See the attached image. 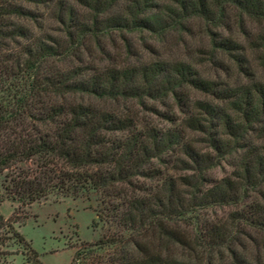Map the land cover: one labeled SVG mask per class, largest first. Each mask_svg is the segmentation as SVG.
Masks as SVG:
<instances>
[{"label":"rangeland","instance_id":"374dc122","mask_svg":"<svg viewBox=\"0 0 264 264\" xmlns=\"http://www.w3.org/2000/svg\"><path fill=\"white\" fill-rule=\"evenodd\" d=\"M204 1L217 18L193 16L178 23L175 0H0L25 13L9 16L8 30L15 25L27 30L26 39L0 43V67L37 41L58 52L43 67L53 74L68 73L73 81L128 70L140 91L115 97L69 93L46 102L90 107L121 121L120 131L104 135L107 145L133 138L149 148L138 174L115 183L106 200L88 191L76 198L52 193L20 203L5 198L7 172L0 174V264H28V246L42 264H69L80 243L120 231L106 217L107 203L122 208L133 198L172 202V210L159 218L165 235L155 232L139 239L149 251L184 264H264V107L258 92L264 98V17ZM133 18L153 26L121 28L124 19L129 23ZM225 41L231 47H217ZM180 66L189 75L174 90H162L167 77L178 81L174 70ZM145 71L157 75L148 88ZM247 96L260 114L249 126L232 109L233 102ZM223 114L232 132L224 126ZM165 134L176 137L174 143L156 154L145 138ZM192 155L205 162L200 174ZM15 169L35 170V159ZM95 214L100 218L92 227ZM218 239L222 245L211 246Z\"/></svg>","mask_w":264,"mask_h":264},{"label":"trees","instance_id":"16d2710c","mask_svg":"<svg viewBox=\"0 0 264 264\" xmlns=\"http://www.w3.org/2000/svg\"><path fill=\"white\" fill-rule=\"evenodd\" d=\"M212 1L217 7L229 4L248 15L264 17V0ZM175 2L179 12H174L173 16L178 23L193 16L206 20L217 18L204 0ZM24 14L22 7L18 5L0 4L1 44L6 39L27 38V30L21 25L8 30L10 24L7 18L11 15L21 17ZM122 22L121 28L151 29L153 26L147 19L133 18L129 23L124 19ZM217 44V47L225 50L231 47L228 41ZM57 54L55 48L35 41L23 46L15 56H10L9 65L1 62L0 93L5 97L0 99V174L7 172L3 189L8 200L31 204L46 199L52 193L76 198L88 191H95L106 200V197L113 196L108 191H112L115 183L138 174L139 167L145 162L142 159L149 151L147 145L133 138L118 145H107L104 135L122 129V122L115 121L107 114L97 113L92 108L81 105L64 106L46 102V98L50 96L61 97L69 93L98 97L125 96L128 91L141 90L138 85L133 86L135 75L128 70L111 71L88 81H73L68 73L53 74L50 69L43 67L46 58ZM174 72L178 75V81L167 77V89L162 87V90H174L189 75V70L183 66L176 67ZM156 77V74L145 71L142 74L144 85L148 88ZM8 79L9 83L6 84ZM200 86L203 87V84L200 83ZM258 92L262 97L260 106L264 107L263 91ZM232 104V109L242 114L247 126L259 118L258 106L251 97L247 96L243 101ZM207 112L210 114L213 111L207 109ZM221 117L224 126L232 132L227 115L223 114ZM175 138L165 134L158 138L147 136L145 139L151 141L152 150L158 154L162 148H168L169 144L174 143ZM215 149L218 151L219 147L215 146ZM191 158L195 170L200 174L206 168L205 162L196 155ZM33 159L36 162L35 170L15 169L17 164ZM130 160L132 162L128 163ZM246 172L249 171L246 169ZM249 177L247 173V178ZM171 205L169 198L167 201L155 198L150 202L133 198L122 205V208L107 203L104 209L106 217L115 222L120 231L103 233L95 243H80L74 248L69 264H184L168 256L162 257L154 249L149 251L139 241L150 233L165 235L159 218L165 217L164 212L172 210ZM99 218V214H95L92 227ZM1 222L3 219L0 215ZM169 236L170 239L173 238L172 233ZM16 238L25 243L21 234L16 233ZM218 240L211 243V246L222 245L221 239ZM27 251L30 256L25 257L26 263L42 264L38 254L30 246Z\"/></svg>","mask_w":264,"mask_h":264}]
</instances>
